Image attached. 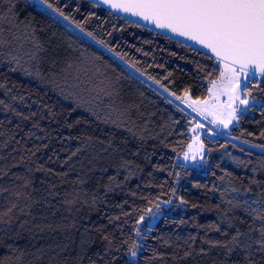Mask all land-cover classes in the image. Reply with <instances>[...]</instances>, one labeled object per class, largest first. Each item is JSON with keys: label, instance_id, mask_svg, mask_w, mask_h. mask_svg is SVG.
<instances>
[{"label": "trees", "instance_id": "trees-1", "mask_svg": "<svg viewBox=\"0 0 264 264\" xmlns=\"http://www.w3.org/2000/svg\"><path fill=\"white\" fill-rule=\"evenodd\" d=\"M45 3L176 98L221 78L217 59L88 0ZM243 85L222 131L264 148V77ZM193 123L34 0H0V264H264V154L206 128L188 164Z\"/></svg>", "mask_w": 264, "mask_h": 264}, {"label": "snow or ice", "instance_id": "snow-or-ice-1", "mask_svg": "<svg viewBox=\"0 0 264 264\" xmlns=\"http://www.w3.org/2000/svg\"><path fill=\"white\" fill-rule=\"evenodd\" d=\"M101 3L208 49L224 64L225 71L221 76L231 73L229 83L235 82L237 65L240 70L250 69L245 73L247 76H254L257 70L264 75V0H101ZM48 7L52 5L48 4ZM60 15L64 16V13L61 11ZM64 18L68 19L67 16ZM259 219L264 220V216ZM260 235L258 243L264 249V228ZM236 239L233 237L234 242ZM131 255L136 256V252L132 251Z\"/></svg>", "mask_w": 264, "mask_h": 264}, {"label": "water", "instance_id": "water-1", "mask_svg": "<svg viewBox=\"0 0 264 264\" xmlns=\"http://www.w3.org/2000/svg\"><path fill=\"white\" fill-rule=\"evenodd\" d=\"M39 6H41L43 9H45L47 12L51 13L53 16H55L56 18H58L62 23H64L65 25H67L68 27H70L71 29H73L74 31H76L78 34H80L84 39L88 40L89 42L93 43L95 46H97L99 49L103 50L106 54H108L112 59L118 61L121 65L125 66L127 69H129L131 72H133L137 77H139L141 80H143V82H145L146 84H148L150 87H152L153 89H155L156 91H158L161 95H163L164 97H166L169 101H171L172 103H174L175 105H177L178 107H180L182 110H184L186 113H188L191 117H193V119H195L197 122L202 123L210 132V134L225 139L226 141L239 145L241 147L256 151L258 153H262L264 154V148L255 146V145H251L248 143H245L243 141H240L234 137H231L229 135H227L226 133H224L222 130L214 127L213 125H211L207 120L203 119L201 116H199L196 112H194L192 109H190L188 106H186L181 100H178L175 96L171 95L169 92L165 91L162 87H160L159 85L155 84L153 81H151L149 78L145 77L144 75H142L141 73H139L138 71H136L135 69H133L131 66L127 65L126 63H124L121 59H119L117 56H115L114 54H112L109 50H107L106 48H104L102 45H100L98 42H96L93 38H91L90 36H88L85 32H83L81 29H79L76 25H74L71 21H69L68 19H65L64 16H61L59 12H57L55 9H53L52 7L49 8L48 5L43 2L42 0H34ZM112 13H114L115 15H118L128 21H131L135 24H138L142 27H145L153 32H156L158 34H161L165 37H168L170 39H173L177 42H180L184 45H187L193 49H196L198 51H201L213 58L214 55L206 48L202 47L201 45L195 43L194 41H191L189 39H187L186 37H181L179 35H177L176 33L171 32L168 29H160L157 28L155 26V24L148 22V21H144L139 17L136 16H132L129 13H124L122 10H117V9H112L109 7V5L107 4H103L101 3V0H88ZM216 59V58H215ZM236 68H239V66L237 65ZM246 73H248L250 71V69L245 68L243 69ZM255 75L260 76V77H264V75H262L258 70L255 72ZM249 76L244 75V77L238 81L233 89H232V101L229 105V121L227 123V126H231L234 121H235V115L236 113L233 112V110H235L236 105H237V101H238V97H237V91L239 89L240 86H242L243 84L246 83V81H248ZM237 85H240L239 87ZM232 116H234V118H231Z\"/></svg>", "mask_w": 264, "mask_h": 264}, {"label": "rangeland", "instance_id": "rangeland-1", "mask_svg": "<svg viewBox=\"0 0 264 264\" xmlns=\"http://www.w3.org/2000/svg\"><path fill=\"white\" fill-rule=\"evenodd\" d=\"M221 67L222 72L225 71L223 63L221 64ZM244 75L245 72L237 69L234 83H229L231 73H228L227 76H221L220 80L215 83V87H213V85L211 86L207 98L193 99L187 94L182 97V102L203 119L207 120L211 125L222 130L224 125L229 121V105L232 101V89L234 85L244 77ZM243 86L244 85L240 86L237 91V110H240L241 108L244 110L250 102L249 99L244 98V91L241 89ZM241 100H245L246 103H240ZM194 101L196 103H193ZM205 133L206 127L202 123L197 122L191 125L189 129L190 139L185 147L183 155L181 156L182 161L191 165H198L201 162L203 154L201 138Z\"/></svg>", "mask_w": 264, "mask_h": 264}, {"label": "flooded vegetation", "instance_id": "flooded-vegetation-1", "mask_svg": "<svg viewBox=\"0 0 264 264\" xmlns=\"http://www.w3.org/2000/svg\"><path fill=\"white\" fill-rule=\"evenodd\" d=\"M245 73H246V72H245ZM250 79H251V76H249V80H250ZM249 80H248V81H249Z\"/></svg>", "mask_w": 264, "mask_h": 264}]
</instances>
